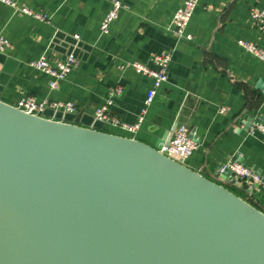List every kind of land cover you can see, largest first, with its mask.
Instances as JSON below:
<instances>
[{"label": "water", "instance_id": "1", "mask_svg": "<svg viewBox=\"0 0 264 264\" xmlns=\"http://www.w3.org/2000/svg\"><path fill=\"white\" fill-rule=\"evenodd\" d=\"M94 121L0 99V264H264L263 210Z\"/></svg>", "mask_w": 264, "mask_h": 264}, {"label": "crops", "instance_id": "2", "mask_svg": "<svg viewBox=\"0 0 264 264\" xmlns=\"http://www.w3.org/2000/svg\"><path fill=\"white\" fill-rule=\"evenodd\" d=\"M17 1L49 19L16 13L0 0V34L11 43L0 53L1 100L16 105L30 94L73 101L82 125L92 126L95 111L120 84L123 92L111 113L135 124L152 80L121 65L173 51L169 80L139 128L104 123L103 130L155 146L167 142L177 124H188L200 145L185 164L264 211L263 187L251 192L217 173L220 164L236 158L264 175V133L253 130L254 121L264 123V61L239 44L247 40L264 49V32L252 17L254 9H264V0H200L182 38L170 27L183 0H122L124 8L107 34L101 23L111 0ZM69 53L77 56L78 66L55 90L50 76L29 64L44 54ZM222 106L228 107L226 113L220 112Z\"/></svg>", "mask_w": 264, "mask_h": 264}, {"label": "built area", "instance_id": "3", "mask_svg": "<svg viewBox=\"0 0 264 264\" xmlns=\"http://www.w3.org/2000/svg\"><path fill=\"white\" fill-rule=\"evenodd\" d=\"M11 6L16 13L28 15L37 18L41 21H47L49 15L42 11H36L27 4L20 3L17 0H1ZM200 0H183V3L175 11L171 32L179 37L186 36V29L191 21L193 14ZM112 7L105 15L101 23L102 34H107L110 31L112 24L119 18L120 12L124 8L122 0H111ZM252 17L258 24L259 28L264 32V9L256 8L252 12ZM239 44L255 55L257 58L264 61V49L252 41L240 40ZM11 46L9 39L0 34V53L7 52ZM173 60V51H164L161 53L151 54L148 62H126L121 65V69L132 67L137 73L151 78L152 83L147 93L146 106H144L139 114L138 122L135 124H127L121 122L111 113V108L123 92V86L118 84L112 87L109 91V96L103 106L95 111V119L101 120L104 123H112L122 125L128 130L135 131L145 119L148 111V106L154 100L158 89L161 85L169 80V68ZM35 69L45 72L50 76L49 86L52 90L58 89L63 80H65L78 66V58L74 53H69L62 56H49L48 54L41 55L39 58L32 60L30 63ZM154 65L155 67H152ZM16 106L28 113L42 115L47 109L54 111H63L75 113L77 106L73 101L38 99L34 95L23 96ZM227 106L220 108L221 113H226ZM253 130H259L264 133V123L253 122ZM200 139L192 132L188 124L179 123L173 130L172 137L165 142L160 151L166 155L185 163L199 147ZM217 173L221 177L223 174H229L233 180H229L237 185H245L253 192L260 187L264 188V175L257 172L255 169L248 166L245 162L236 158H231L219 165Z\"/></svg>", "mask_w": 264, "mask_h": 264}]
</instances>
